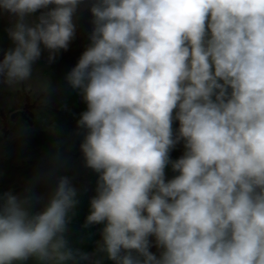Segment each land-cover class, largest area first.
<instances>
[{
  "label": "clouds",
  "instance_id": "9594fccd",
  "mask_svg": "<svg viewBox=\"0 0 264 264\" xmlns=\"http://www.w3.org/2000/svg\"><path fill=\"white\" fill-rule=\"evenodd\" d=\"M82 3L0 0L13 18L0 85L29 81L44 51L49 64L66 52ZM89 11L90 43L64 80L86 105L79 149L98 174L83 227L102 224V239L94 253L71 245L78 190L56 175V140L23 194L0 193V264H101L97 253L114 264H264V0H91ZM168 166L177 174L166 180Z\"/></svg>",
  "mask_w": 264,
  "mask_h": 264
},
{
  "label": "rangeland",
  "instance_id": "374dc122",
  "mask_svg": "<svg viewBox=\"0 0 264 264\" xmlns=\"http://www.w3.org/2000/svg\"><path fill=\"white\" fill-rule=\"evenodd\" d=\"M91 0H84L76 12V37L70 43L69 49L62 51L56 60L49 64L47 51L42 53L41 59L34 65L33 75L29 81L15 88L0 85V193L11 190L15 194H23L29 181L38 172L46 170L50 165L47 157L51 151L52 143L62 141L60 152L64 157L63 166L56 175H67L78 190L79 204L76 214L69 225L68 238L71 245L82 252L94 253L96 242L102 239L103 225H94L84 228L86 216L90 211V199L96 195L95 188L98 174L85 167L79 145L82 135L76 121L79 114L85 110L86 105L80 97L67 87L64 77L75 65L82 52L90 43L89 34L92 30V16L89 11ZM54 6H49V8ZM44 11V10H40ZM33 14V18L40 14ZM13 18L8 14L0 15V59L3 52L12 47L6 29ZM51 84L53 90V103L50 106H41L40 98L43 89ZM28 124L31 129L22 137L15 136L20 124ZM55 124L59 130L57 136L49 133V128ZM179 128V122L173 123V129ZM183 142L176 145L171 151L170 158L176 160L184 154ZM166 180L173 178L174 173L170 166L165 169ZM54 179L41 183L36 191L46 195L54 187ZM154 242V238H150ZM150 251L157 256L160 250L155 247ZM93 259H101V264H114L103 253H97ZM34 263L29 261L28 264ZM90 264V262H82Z\"/></svg>",
  "mask_w": 264,
  "mask_h": 264
},
{
  "label": "crops",
  "instance_id": "0c3cea01",
  "mask_svg": "<svg viewBox=\"0 0 264 264\" xmlns=\"http://www.w3.org/2000/svg\"><path fill=\"white\" fill-rule=\"evenodd\" d=\"M31 264H34V263H31Z\"/></svg>",
  "mask_w": 264,
  "mask_h": 264
}]
</instances>
